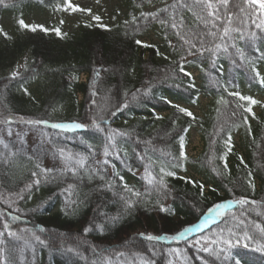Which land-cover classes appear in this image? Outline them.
<instances>
[{"label": "trees", "instance_id": "1", "mask_svg": "<svg viewBox=\"0 0 264 264\" xmlns=\"http://www.w3.org/2000/svg\"><path fill=\"white\" fill-rule=\"evenodd\" d=\"M54 1L6 0L0 22L7 6ZM123 6L124 16L110 26L0 29V122L87 125L62 131L30 123L39 125L34 144L0 139V264H125L133 253L152 264H175L173 249L186 254L185 260L177 253L181 264H264V252L256 250L264 244V102L257 98L264 90V27H256L264 12L246 0H123ZM149 31L156 42L141 41ZM24 55L28 64L13 78L6 71ZM202 96L211 103L198 116L188 106ZM193 127L203 147L190 157ZM237 134L242 155L234 147ZM60 149L74 159L66 161ZM80 156L83 167L75 163ZM122 197L137 201L130 211ZM240 198L256 203L241 206ZM227 201L232 206L219 220L180 241L140 238L195 226ZM85 227L92 230L85 234ZM229 230L230 246L219 244L227 251L217 255L212 242L229 238ZM246 232L255 239H245Z\"/></svg>", "mask_w": 264, "mask_h": 264}, {"label": "rangeland", "instance_id": "2", "mask_svg": "<svg viewBox=\"0 0 264 264\" xmlns=\"http://www.w3.org/2000/svg\"><path fill=\"white\" fill-rule=\"evenodd\" d=\"M68 3L72 7L66 5L65 0L54 1V4L49 6H36L34 4L28 6L23 2L18 5L7 6L2 14L0 29L21 28L18 22L23 20L26 25L30 26L36 25L44 27L58 24L66 32H77L82 22L89 21L98 25L110 26L117 20L122 19L125 14L123 0H68ZM160 5L162 4L150 6L147 10H154ZM74 7L76 8L75 11L73 10ZM95 16H99L100 20L93 19ZM156 40L157 36L153 31H149L141 38L142 42H156ZM28 61V56L24 55L12 70H7L6 72L20 74L28 64ZM192 71L195 74V70L192 69ZM81 78L84 79V75H81ZM260 98L264 100V93H262ZM210 103V98L202 96L200 103L190 108L196 114L203 115L204 110L208 108L207 106ZM256 111L258 110L256 109ZM38 126L31 125L30 123H22L21 121L0 122V139H4L5 141L8 138H14L19 142L28 141L30 145L34 144L38 140ZM190 135L191 142L187 147V152L194 156L202 149V141L199 130L196 128L192 129ZM234 139L235 150L242 155L243 150L240 146L241 139L238 134ZM187 174L193 178H201L199 174L193 173L192 171H189ZM222 211L224 214L226 209ZM217 220H219V217L215 219V221ZM177 256V253L172 255L175 264H181L180 261H177Z\"/></svg>", "mask_w": 264, "mask_h": 264}, {"label": "snow or ice", "instance_id": "3", "mask_svg": "<svg viewBox=\"0 0 264 264\" xmlns=\"http://www.w3.org/2000/svg\"><path fill=\"white\" fill-rule=\"evenodd\" d=\"M6 0H0V4H5ZM223 3H227V0H222ZM246 2L250 3V4H258L259 5V8L261 9L262 12H264V0H246ZM65 4L68 5L69 7H72L69 3H68V0H65ZM208 7L209 8H212L213 5L211 3L208 4ZM73 10L75 11L76 8L74 7ZM243 11V9H242ZM143 15V14H142ZM209 16H213L214 13L213 12H209L208 14ZM215 15L217 16V18L219 17V14L218 13H215ZM93 19L99 21L100 20V17L99 16H95L93 17ZM19 25L21 28H27L33 32H35L37 30V28H39L40 31H47V29H45L43 26H36V25H26L24 23L23 20H20L19 22ZM176 25L173 24V27H175ZM257 28H261V27H264V21H261V23L257 24L256 25ZM56 34L58 36L61 35L59 29H56ZM229 32V28L225 27L224 29V33L225 35H227ZM142 42L141 41H137V44H141ZM187 43V41H186ZM147 46V45H145ZM220 48V45L217 44L215 49L213 50V52H215L216 49H219ZM183 71V69H182ZM253 71H255V69H253ZM185 75H190V73H185ZM12 76L13 78L17 77L18 76V73H15L13 72L12 73ZM96 76L98 77L99 76V70L96 71ZM93 83H95V80H93ZM93 95H95V93L93 92ZM235 95H239L238 93H235ZM240 99L241 100H250V98L248 97H244V96H240ZM250 103L252 104H256L257 101L255 100H250ZM247 111H251V109H246ZM180 112H184L186 115L188 116H191L192 114L190 112H187L186 109L184 108H180L179 109ZM101 120H103V118H101ZM104 123H107V121H103ZM29 123H37V124H43L45 127H50L52 129H59V130H62V131H75V130H78V129H83V128H86L87 125L86 124H83V123H78V122H72V123H51L49 124L47 121H33V122H29ZM93 127H97L99 128L100 127V124L99 122H97L96 120H93ZM113 137L110 136L109 137V142L111 143L113 141ZM58 154L63 157L66 161H72L74 159V157L72 156V154L70 153H67L65 152V150L63 149H60L58 150ZM110 153L108 152V150L106 149L105 150V156L109 155ZM180 155L183 157L184 156V152H183V145H181V153ZM75 163L78 164L80 167H83L84 166V163H85V157L83 156H80L78 159L75 160ZM105 163H107V161H105ZM69 170H72L73 171V174H75V170L74 169H69ZM53 170L52 169H41L40 172L41 173H44V174H48V173H51ZM40 175V173H36V172H33V176H36L38 177ZM167 175L171 176V175H174V173L172 172H168ZM249 176H251V173H249ZM101 179H103V177H101ZM40 183V180L39 179H36L33 181V184L32 185H29V189L32 188L33 185H38ZM149 183H152L151 179H149ZM162 183V181H161ZM195 183V182H193ZM248 186L250 188H254V185L252 184L251 180H249V183H248ZM72 185H69V189H71ZM125 191H128V192H132V189L128 188L127 185H125ZM133 195H138L137 193H133ZM122 199L125 200V208L126 210L130 211L134 204L137 202V201H133L131 199H128V198H124L122 197ZM232 201H227V202H222V203H218L216 204L213 208H209L208 209V212L207 214L205 215V217L203 219L200 220V222L195 225V226H189V227H185L183 228L182 230L176 232L175 234H164L163 236H153L151 234H145V233H140V238L141 239H147L149 241H152V240H156V241H160V240H170V241H180L182 238H184L186 236V234H189V233H192L194 231H199L200 229L202 228H206L208 226V224L210 222H214L216 218L220 217L221 215H223V211L222 210H225V209H230L231 206H232ZM235 203L237 204H240L241 206H244V205H247L249 203H256L255 201H252V202H249L246 198H240L239 200L235 201ZM159 211L160 212H166V211H171L170 209H165L164 207H160L159 208ZM3 214L0 213V216H2ZM11 220L15 221L18 219V217L16 216H11L10 217ZM97 229L99 230H102V226L100 225H97L96 226ZM259 227V226H257ZM4 228L7 230L9 228V225L8 223H5L4 224ZM92 229L90 227H85L84 228V232L85 234H87L89 231H91ZM22 231H28V229H24ZM41 231H44V229L41 228ZM260 231L262 233H264V228L260 229ZM3 233H0V236H2ZM9 235L11 236H15V233H12L10 232ZM234 235V233H232L231 230H229V238L227 239H218V240H215L213 241L212 243L217 245V248L215 249H212V251L216 252L217 255L219 254H226V249L225 248H219V244H225V245H229L230 246V241H231V237ZM222 236V234H221ZM245 239H255V237H249L248 236V233L246 232L245 233V236H244ZM35 239L40 243V244H44L45 242L43 240L40 239L39 236H36ZM257 251H260V252H264V244L260 245L259 247H257L256 249ZM68 252H72L73 249L72 248H68L67 249ZM174 252H177L181 255H184L185 257V260L187 259V256L186 254L184 253H181L179 249H173ZM198 251H203V252H209L210 249L208 247H202V248H199ZM120 256H124L125 254L124 253H120L119 254ZM125 264H152V262L150 260H147L145 259L142 255H140L139 253H133L132 255V259L128 260L125 262ZM237 264H239V261H237Z\"/></svg>", "mask_w": 264, "mask_h": 264}]
</instances>
